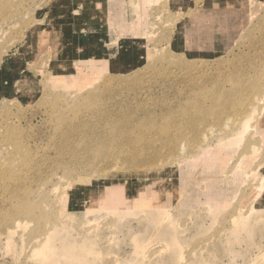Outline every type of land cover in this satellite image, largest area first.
I'll list each match as a JSON object with an SVG mask.
<instances>
[{
    "label": "rangeland",
    "instance_id": "rangeland-1",
    "mask_svg": "<svg viewBox=\"0 0 264 264\" xmlns=\"http://www.w3.org/2000/svg\"><path fill=\"white\" fill-rule=\"evenodd\" d=\"M261 91L264 0H0V264H264Z\"/></svg>",
    "mask_w": 264,
    "mask_h": 264
},
{
    "label": "bare ground",
    "instance_id": "bare-ground-1",
    "mask_svg": "<svg viewBox=\"0 0 264 264\" xmlns=\"http://www.w3.org/2000/svg\"><path fill=\"white\" fill-rule=\"evenodd\" d=\"M212 12V11H211ZM210 12V13H211ZM213 18V17H212ZM230 21V20H229ZM204 23V22H203ZM216 46H217V44H216ZM206 51V50H205ZM199 53V52H198ZM246 80V79H245ZM263 91H261V93H262ZM262 94H264V93H262ZM199 110H201V109H199ZM207 110V109H206ZM255 107H252V108H250V110H249V112H245L244 114V116L246 117L245 118V120H244V128H243V131H241V132H238L237 133V139H238V142L240 141V140H242V134L243 133H245V131H246V129H247V126L249 127V123H248V117L249 116H251V115H253V113L255 112ZM248 111V110H247ZM247 113V114H246ZM262 114H263V112H262ZM116 123V122H115ZM119 124V123H118ZM118 124H116L117 126H118ZM115 125V126H116ZM124 126V125H123ZM258 126H259V129H260V131H264V127L262 126V124H261V120H260V122H259V124H258ZM120 129H121V126L119 127ZM233 131V130H232ZM234 140V139H233ZM255 149V148H254ZM204 157V156H203ZM260 187H262L263 188V185L262 186H260ZM111 195H113V193H112V191H111ZM110 195V196H111ZM109 198H111V197H109ZM102 202L100 203L101 205H102V207H105L104 206V204L107 202V200H108V198H106V200H105V197H102L101 199H100ZM114 203H116V202H114ZM114 203H112V205H114ZM37 210V206H32V207H29V206H21L20 207V210ZM18 225V224H17ZM10 232V231H9Z\"/></svg>",
    "mask_w": 264,
    "mask_h": 264
}]
</instances>
